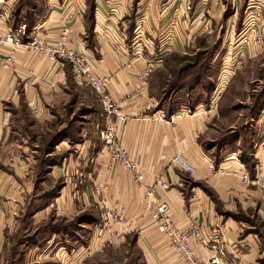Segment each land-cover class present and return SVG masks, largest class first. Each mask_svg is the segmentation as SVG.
I'll use <instances>...</instances> for the list:
<instances>
[{
  "label": "crops",
  "instance_id": "crops-1",
  "mask_svg": "<svg viewBox=\"0 0 264 264\" xmlns=\"http://www.w3.org/2000/svg\"><path fill=\"white\" fill-rule=\"evenodd\" d=\"M111 1L120 4L119 0ZM148 1L157 5L154 10L149 8L145 41L141 39L145 33L139 26L141 38L130 42L126 29L118 26L121 17L117 18L116 10V15L108 13L104 0H95V12L89 18H86L87 0H0V27L7 31L24 25L28 28L26 35H34L44 47L54 45L64 27L70 28L69 46L86 56L96 76L109 77L107 91L128 117L120 141L144 175L145 185L162 176L170 189L159 191L157 199L169 205L172 221L181 229L195 221L201 225L202 239L192 241L196 257L208 260L219 256L224 264H260L258 259L264 255V192L209 167L216 162L211 147L205 145L216 140L220 129L215 124L227 116L216 108L215 100L207 98L213 86L193 89L199 95L198 101L188 95L187 100L173 103L169 99L180 96L182 90L165 97L168 78L152 77L159 66L145 79V84L144 78H140L147 60L162 59L163 64L174 46L171 48L178 28L172 27V0L165 7L158 6L162 0ZM145 17L142 14L139 20ZM181 47L179 43L175 46ZM11 49L0 47V257L5 264L8 263L4 252L14 251V238L22 225L20 218L32 206L34 209L36 149L45 133L60 127L57 126L62 116L59 106H66L69 98H78L81 93L67 62L53 63L47 55L33 52L27 46L16 48L12 62L4 68ZM218 79L213 78L214 84ZM66 97H69L67 101ZM22 104L29 117L19 108ZM20 113L23 117L18 121L16 117ZM162 113L166 121L157 119ZM49 115L54 117L51 122L47 121ZM239 119L240 114L235 121ZM258 120L263 123L264 115ZM249 122L252 126V121ZM49 123L57 127L51 128ZM235 125L232 123L225 130ZM91 144L89 138L83 143L88 148ZM233 144L227 147L236 148ZM256 147L257 163L264 166L263 137ZM175 155L185 158L194 172L189 174L174 165ZM92 164L91 191L82 193L81 204L74 202L72 193L62 203H56V220L72 224L53 231L43 245L44 254L51 252L58 264H80L94 253L103 252L105 245L120 246L135 233L133 242L142 264H182L145 209L144 189L120 165H112L103 149L96 153ZM217 164L219 167L226 164L221 169L227 172H249L236 152ZM249 173L254 175V171ZM58 199L61 202V197ZM94 210L100 211L98 222L91 213ZM106 210L120 218V223L111 224L114 235L108 240L99 236L105 230ZM43 211H37L35 217L40 215L43 220L48 214L47 210ZM79 216L90 229L84 237L85 244L80 245L77 244L79 231L73 227ZM255 216L261 217L260 223H255ZM255 228L257 233H253Z\"/></svg>",
  "mask_w": 264,
  "mask_h": 264
},
{
  "label": "rangeland",
  "instance_id": "rangeland-1",
  "mask_svg": "<svg viewBox=\"0 0 264 264\" xmlns=\"http://www.w3.org/2000/svg\"><path fill=\"white\" fill-rule=\"evenodd\" d=\"M119 1L120 4H116L111 0H104L108 13L116 15V10L117 18L121 17L118 26L120 29H126L130 42L131 39L136 42L141 38V30L145 33L141 39L147 40L145 27L149 8L154 10L157 4H150L148 0ZM171 3L172 27H178L176 34H173L171 48L174 46L152 77L168 78L165 97L172 92L176 93L178 89L182 90L180 96L169 99L173 103L187 100L188 95L192 96L193 101H198L199 95L196 91L193 92V89L212 85L213 90H210L207 98L215 100L216 108L222 115L227 116L216 122L215 128L220 129L219 136L212 143H206L205 148L211 147L216 164L236 152L245 169L253 172L258 164L255 158L256 146L262 137L264 139V121L260 123L258 120L264 115V11L253 15L252 9L248 8V0H172ZM166 5H171L169 0H162L158 4L159 7ZM95 7V0H87L86 18L93 16ZM115 7L117 9H114ZM142 14L146 15L145 20H139ZM251 16H255L256 21L250 22L253 26L249 27L247 19ZM69 18L71 19V16ZM14 29L21 43L33 40L34 35H26V26ZM178 43L182 45L181 49L175 48ZM213 78H219L215 84ZM222 82L223 89L220 91ZM77 86L81 92L78 93V98L66 97V101L69 98L67 105L59 106L62 116L57 126L60 127L45 133L36 149L34 182L37 197L34 199V209L32 206L20 218L22 225L19 235L14 238V251L4 252V260L8 264H58L51 252L44 254L43 245L50 240L53 231H59L61 226L68 227L72 223L56 220V203H62L69 193H72L74 202L81 204L82 193L91 191L92 179L89 172L92 161L96 153L103 149L100 140L103 127L102 108L91 88L79 84ZM19 108L28 115L23 104ZM238 114L241 119L235 121ZM21 117L23 115L20 113L16 119L19 121ZM47 119L51 122L54 117L49 115ZM232 123L236 125L225 130ZM50 126L55 128L56 125L51 123ZM88 138L92 142L89 148L83 145ZM232 143H235L232 147L236 148L227 147ZM216 164L210 163V169L222 174V170H218L225 169L227 165L219 167V164ZM95 191L98 192V189ZM40 209L48 211L43 220H40V215L35 217ZM91 213L95 222H98L100 211L94 210ZM260 218L255 216V223H260ZM104 222L105 230L98 235L108 240L114 235L110 231L111 224L117 225L120 218L114 213L112 220ZM83 223L84 218L80 216L73 222V227L76 226L80 234L78 245L84 242V237L90 232ZM257 230L258 228H255L253 233H257ZM135 235L132 234L130 239L120 246H117V243L105 245L103 252L94 251L96 253L91 259L80 261V264H142L133 242ZM258 262L264 264V255Z\"/></svg>",
  "mask_w": 264,
  "mask_h": 264
},
{
  "label": "built area",
  "instance_id": "built-area-1",
  "mask_svg": "<svg viewBox=\"0 0 264 264\" xmlns=\"http://www.w3.org/2000/svg\"><path fill=\"white\" fill-rule=\"evenodd\" d=\"M249 7L253 15L260 14L264 11V0H248ZM255 16L247 19V23L256 21ZM70 19V18H69ZM253 25V24H250ZM70 28L64 27L60 37L51 47H44L38 44L36 38L29 43H21L18 34L13 30L2 31L0 27V47H11V53L7 56L6 64L12 62L13 52L21 46L30 47L33 52L47 55L49 61L57 64L67 62L70 65L72 75L79 85H84L96 94L102 108L103 127L101 129L100 140L103 150L109 155L112 165H120L135 181V183L144 189L145 209L155 225L157 231L163 235L172 247L175 256L182 264H224L219 256L211 257L208 260H201L196 257L192 249V241L202 239L201 225L195 221L189 227L181 229L176 226L169 216L170 207L167 203L157 199L159 191H168L170 184L162 176L155 178L154 182L146 186L144 175L139 171L137 163L131 159L128 152L123 148L120 141V132L127 124L128 117L122 113L120 107L112 99L107 91L109 77H98L95 75L91 64L86 56L69 46ZM162 64V59L147 60L145 70L140 78H149L152 71ZM172 117V116H171ZM159 121H166V116L162 113L158 118ZM172 121V118L170 119ZM172 163L181 171L192 174L194 168L188 161L180 155H175ZM211 168V166H210ZM222 169L218 170L220 172ZM223 174L232 175L239 179L244 185H252L264 192V166L257 164L254 175L242 171L238 173L227 172L222 170ZM114 214L111 211L103 213L104 221L112 220ZM0 264H3L0 257Z\"/></svg>",
  "mask_w": 264,
  "mask_h": 264
},
{
  "label": "trees",
  "instance_id": "trees-1",
  "mask_svg": "<svg viewBox=\"0 0 264 264\" xmlns=\"http://www.w3.org/2000/svg\"><path fill=\"white\" fill-rule=\"evenodd\" d=\"M91 5H92V3H91ZM171 86H173V82L171 83ZM175 87H176V89L178 88V86H175ZM173 89H174V88H173ZM173 89H172V90H173Z\"/></svg>",
  "mask_w": 264,
  "mask_h": 264
}]
</instances>
